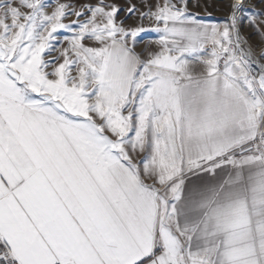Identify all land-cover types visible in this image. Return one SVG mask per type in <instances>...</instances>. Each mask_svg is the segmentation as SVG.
<instances>
[{
    "label": "snow or ice",
    "instance_id": "obj_1",
    "mask_svg": "<svg viewBox=\"0 0 264 264\" xmlns=\"http://www.w3.org/2000/svg\"><path fill=\"white\" fill-rule=\"evenodd\" d=\"M189 4L0 0V264H264V7Z\"/></svg>",
    "mask_w": 264,
    "mask_h": 264
},
{
    "label": "rangeland",
    "instance_id": "obj_2",
    "mask_svg": "<svg viewBox=\"0 0 264 264\" xmlns=\"http://www.w3.org/2000/svg\"><path fill=\"white\" fill-rule=\"evenodd\" d=\"M48 2H52V0H48ZM62 3H73L76 6H79L83 3H95L96 0H60ZM106 3L115 2L120 5L121 8L127 7L128 0H105ZM132 3H138V0H131ZM196 0H190L189 10L192 13H195L201 18L205 23H221L223 22L227 15L229 14L228 5L231 3V0H198L199 7H193L192 4L195 3ZM249 5H255L256 9H261L262 6L260 4V0H249V2L245 5V8L242 10L244 15L246 16L249 12L253 11L254 9L249 7ZM51 11V9H48ZM124 16V12L120 13V17ZM75 19V17H69L65 20V23H68L70 20ZM135 18L129 17L125 23L126 24H134ZM241 32L246 37L250 38V43L255 46L256 51L260 50L259 45V37L255 33V29L250 27L242 17L241 24H240ZM61 35L65 34L63 32L60 33ZM151 39V36H142L140 42L136 46V51L140 52L142 49L145 48L146 42ZM149 51H155V45L148 46Z\"/></svg>",
    "mask_w": 264,
    "mask_h": 264
},
{
    "label": "bare ground",
    "instance_id": "obj_3",
    "mask_svg": "<svg viewBox=\"0 0 264 264\" xmlns=\"http://www.w3.org/2000/svg\"><path fill=\"white\" fill-rule=\"evenodd\" d=\"M232 2H234V0H231V3ZM235 2H239V0H235ZM244 2V4L246 5L248 2H249V0H245V1H243Z\"/></svg>",
    "mask_w": 264,
    "mask_h": 264
},
{
    "label": "built area",
    "instance_id": "obj_4",
    "mask_svg": "<svg viewBox=\"0 0 264 264\" xmlns=\"http://www.w3.org/2000/svg\"><path fill=\"white\" fill-rule=\"evenodd\" d=\"M243 1H245V0H243Z\"/></svg>",
    "mask_w": 264,
    "mask_h": 264
}]
</instances>
